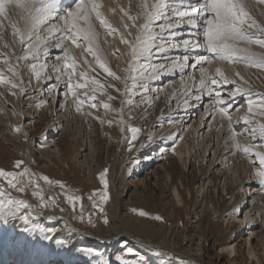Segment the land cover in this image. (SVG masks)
I'll use <instances>...</instances> for the list:
<instances>
[{"label": "rangeland", "instance_id": "rangeland-1", "mask_svg": "<svg viewBox=\"0 0 264 264\" xmlns=\"http://www.w3.org/2000/svg\"><path fill=\"white\" fill-rule=\"evenodd\" d=\"M260 1L256 0V4L264 7V2ZM113 3L115 6L109 12H105L102 6L100 11L114 31L110 33L99 20L93 18L92 23L98 33L95 43L108 66L118 76L125 78L130 74L125 70L130 68L132 57L121 34L124 40L134 43L135 37L140 34L138 26L144 20L142 12L132 0L127 2L128 10L120 7L118 0ZM15 16L12 7H9L0 20V72L6 80L11 79L20 85L12 88L11 84H0V168L21 172L27 167L35 176L33 184H28L25 177L22 192L0 178V190L5 194L0 198H11L17 204L24 201L31 206L21 210V215L28 213L27 220L22 217H0V264H119L117 256L129 260L130 264H138L142 258H147L149 264H201L199 260L190 261L175 255V252L182 254V244L187 243L189 237L193 238V251L198 250L197 247L205 248L206 240L213 239L217 244L216 252L227 261L233 257L221 251V247L227 243H238L243 247V255L237 257L236 264H264V182L255 176L261 167L258 157L235 151L232 146L231 151H234L229 153L233 156L231 160H217L214 137H211L214 140L211 145L208 140L202 146L199 139L193 143L195 149L190 152L189 146L181 142L183 133L180 130L170 132L166 122H158L159 107L155 103L148 106L142 101V96L136 92L138 86L135 92H125L124 84L103 73L96 58L87 51L88 45L84 41H80L79 47L69 42L73 48L69 49V56L75 59V68H64L62 65L58 72L48 74L49 78L56 75L55 81L51 80L50 88L61 80L65 90H59L57 86L56 89L61 93L68 92L67 73H72L73 81L83 83L84 78L80 73L86 72L89 77L94 76L105 85L107 94L95 93L97 107L93 109L84 96L86 91L88 96L93 95L91 87L78 89L76 97L68 92L63 111L58 112L62 98L57 96L54 103L50 96L54 93L47 90L49 95L41 98V107L44 108L36 113L32 109V95L28 93L34 88L35 80L38 84L43 83L42 80L47 77L46 67L37 80L31 70L30 59H18L24 54L25 47L19 42V35L14 40L12 27ZM131 16L137 19L133 21L129 18ZM250 30L261 35L256 28ZM251 49L257 53L264 52L256 45H252ZM214 59L218 60H211ZM219 61L227 64L225 66L237 67L234 74L228 75L222 67L217 66L209 75L212 79L221 80L219 70L224 77L235 81L234 84L221 82L211 85L217 88L219 99L220 96L222 99L227 96L232 99L227 105L221 104V107L230 113L233 111L228 108L230 104L239 107L247 102L236 128L231 125V129L234 134L245 136L246 142L237 140L241 146L255 145L254 151L264 152V138L258 133L253 134V129L264 124V116L259 114L264 109L258 107L262 102L261 97H264V69L250 67L244 62ZM144 65V62L138 64ZM9 66L15 68L19 75L10 72ZM57 75L60 76L59 80ZM127 83L131 85V81ZM237 88L240 89L238 93ZM108 95L114 99L108 100ZM77 97L85 99L80 111L75 107ZM249 101L252 102L251 112ZM103 103H109L111 108L105 110ZM120 109L122 115L117 111ZM63 112L70 118L71 124L67 127L58 115ZM27 114L30 118H25ZM39 114L40 118H35ZM245 118L250 122L246 124ZM121 119L125 123H120ZM109 120L113 123L109 124ZM130 127L141 130L135 141L130 140ZM17 128L20 130L16 131ZM142 144H147V147H142ZM207 144L211 148L205 154ZM176 148L182 149V154L177 153ZM55 152L59 153L60 158L55 157ZM44 155L48 158L45 159ZM212 160L216 164L209 170ZM17 161H24L20 169L15 168ZM105 169L108 170L110 199L100 205L103 208L101 212L97 206L98 195L93 194L103 191L99 174ZM217 169L226 173L216 174ZM43 176L62 181L66 188L55 183L49 185L42 179ZM69 195L81 198L75 208L67 199ZM133 209L143 210L149 215L142 217ZM240 214L241 222L232 220L234 215ZM157 215L163 219L155 220L153 217ZM94 229H100L101 233H94ZM81 230L100 239L91 241L80 233ZM249 232L257 237L255 242L249 237ZM123 236L151 241L157 248L137 244ZM199 237L202 240H197ZM252 244L258 251L253 257L249 255ZM126 248H132L134 254H128ZM90 249L98 250L100 255H92L88 251Z\"/></svg>", "mask_w": 264, "mask_h": 264}, {"label": "snow or ice", "instance_id": "snow-or-ice-1", "mask_svg": "<svg viewBox=\"0 0 264 264\" xmlns=\"http://www.w3.org/2000/svg\"><path fill=\"white\" fill-rule=\"evenodd\" d=\"M261 2H264V0H261ZM53 3H55V0H0V16H2L9 7L19 10V16L24 21V28L21 30V28L13 24V36L15 40V37L19 35V42L24 45L25 52L18 59L28 60L29 58H32L33 62L30 67L35 73L37 80L41 78L44 65L41 64L38 68L36 60L41 49L43 48L46 50L48 43V41L41 35V30L47 26V32L49 34H52L54 31V26L49 24L51 20L56 19V17L50 12ZM100 8L101 5L97 3L96 0H79L74 10L70 11L63 18L65 24L67 25L70 23L71 27L64 28L56 47L64 50V57L66 60L64 68H72L74 70L76 61L69 56V50L65 47V41L70 40L78 47L80 41H85L88 45L87 51L96 58V63L99 68L102 69L103 73H106L108 77L124 84L125 92H135L137 84L140 80H143L144 83L140 84V87L145 93H147V81L154 79L159 75L160 70L180 69L182 71L189 67L188 54L183 55L182 62L180 59L174 60L170 69H164L163 64L147 63V61H150L153 58H159L161 55L166 54L173 49H181L183 52L189 54L193 50L204 51L207 53L206 55L195 57L194 63L191 66L195 67V65H201L200 86L201 89H208L207 94L209 96H212L213 91H215L211 85H217L221 82L223 84L235 83V81L224 77L223 72H220L219 70L218 72L221 80L212 79L207 75V69L203 67V64L209 62L212 58H218L228 62H244L250 67L264 69V52H254L250 47L256 45L260 49H264V27L258 25L250 15L247 10L248 4L246 3V0H143L141 9L144 23L138 26L140 34L135 37V42L133 43L124 40L123 34H121V39L129 46V54L132 57L130 68L125 70L130 74L125 78L118 76L112 68L108 66L107 60L99 54L98 46H96L95 42L98 39V33L95 31V27L92 23L93 18L99 20L100 24L110 33L114 31L108 26L107 21L103 18ZM129 18L133 21L137 19L136 16H131ZM185 27L189 30L190 35L201 33L203 41L201 42L197 36L195 39H183L182 45L175 42L176 38L182 35L180 29ZM253 27H255L257 32L261 33V35L258 36L255 32L250 31ZM157 28H159V31H156ZM241 43H243L245 47H241ZM141 60L146 62L144 66H138ZM89 67L92 66L89 65ZM149 69L150 72L145 76V72ZM8 70L17 76L19 75L16 69L12 66H9ZM57 71H59V69H57ZM93 71H95L94 68ZM80 76L84 78L83 83L73 81L72 73H67L66 87L68 92H70L73 97H76L78 89H87L91 87L93 95L88 96L86 91L84 96L90 103L91 108L95 109L97 107V104L95 103V93L99 92L101 94H107L105 92V85L96 77H89L86 72H81ZM59 79L60 76H57V80ZM241 79H243V77H241ZM127 81H131V85H129ZM3 83L11 84L12 88L20 87V85L13 80H6L4 74L0 72V84ZM109 86L115 87V85ZM50 91H56L55 84L51 86ZM117 91L120 90L117 89ZM236 91L239 92L240 89L237 88ZM68 92L64 93L65 97H67ZM112 99H114V97L108 95V100ZM196 99L199 100L200 97L197 96ZM261 101L262 102L258 107L264 109V97H261ZM127 102L131 103V100H128ZM216 103L218 105L223 103L219 99L218 92L216 94ZM251 103L252 102L249 101L250 112L252 111ZM84 104L85 99L77 97L75 102L76 110L80 111L81 106ZM103 108L109 110L111 105L109 103H103ZM117 111H120L122 115V109ZM219 111L222 116L228 115L225 107H220ZM259 114L264 116V111H261ZM97 119H99V117H97ZM100 122L104 123L103 120ZM244 122L247 124L250 121L245 118ZM108 123L112 124L113 121L109 120ZM120 123H125V121L121 119ZM19 130V128L16 129V131ZM129 131L131 132L130 140L135 141L141 130L137 127H130ZM255 133H258L264 138V124H260L258 129H253V134ZM231 139L234 142V147L237 151H242L246 155L258 157V164L261 167L256 171L255 176L259 181L264 182V152L254 151L255 145L241 146L236 140L235 134L231 136ZM141 146L147 147V144H142ZM145 159H150V157H145ZM22 165H24V161H17L15 163V168L20 169ZM107 172L108 170L105 169L99 174V180L102 183L103 191L93 194L98 195L99 202L97 206L101 212H103V208L100 207V205L106 203L110 199ZM34 176L35 174L31 173L27 167H24L21 172L6 171L0 168V178H3L8 185L21 192L24 191L25 177L28 178V184H33ZM42 179L49 185L55 183L61 188H66V185L62 181H53L48 176H43ZM37 187H39L38 184ZM3 195L5 194L0 190V197ZM91 198L92 197H89V199ZM41 199H43V197H41ZM67 199L75 208L77 201L81 198L69 195ZM30 207L31 206L24 201H20L19 204H17L11 198L8 200L0 198V217H22L27 220L29 219L28 213L25 212L21 215V210ZM133 211H138V214L142 217L149 215V213L143 210L133 209ZM48 218L55 219V217ZM80 218L83 219V216L81 215ZM153 218L158 221L163 219L159 215ZM104 222L107 223V219H105ZM89 223H91V220H89ZM88 251L92 255H100L99 251L96 249H90ZM126 251L128 254H134L132 248H126ZM116 260L119 264H130L129 260L121 256H117ZM132 264H136V262H132ZM138 264H149V261L147 258H142L139 260Z\"/></svg>", "mask_w": 264, "mask_h": 264}, {"label": "bare ground", "instance_id": "bare-ground-1", "mask_svg": "<svg viewBox=\"0 0 264 264\" xmlns=\"http://www.w3.org/2000/svg\"><path fill=\"white\" fill-rule=\"evenodd\" d=\"M128 1L129 0H118V5H120V7L124 8V9L126 8L128 10V8H127L129 6V5H127ZM132 1L134 4H136L135 5V6H137L136 8L140 9V11L142 12L141 4H142L143 0H132ZM78 2H79V0H55V3H53L51 8H50V12L54 17H56V19H53L49 22L50 25L54 26V31L52 34H49L47 32V26H45V28L41 30V35L48 41V43H47L46 50L43 48L41 49V51L38 55V58L36 60V63H37L38 68L40 67L41 64H43L44 67H46L47 73L45 71L44 72L46 73L47 77L44 79V81L42 80L43 83H41V84H38L37 81L35 80V83L33 86L34 88L32 89L31 92L28 93V94L32 95L30 97V99H32V101L27 100L28 102H30V101L33 102V103H31V104H33L32 109H34L36 113H39L43 110L44 107H41V106H43V105H41L42 104L41 98L43 99V97L49 95V94H47V90H50L49 88H50V83L52 82L51 80H54V77L56 76V75L53 77L51 76L52 78L51 77L49 78L48 74H51L53 71L58 72L57 69L60 70L61 66L66 63V60L64 57V50L61 48H57L56 44H57L58 40L60 39L61 33L63 32L64 28L65 27H69V28L71 27L70 23L67 25L65 24V21L63 18L70 11L74 10V8ZM96 2L99 3L104 8L105 12H109L108 10L111 7L115 6V4L113 3L114 0H96ZM246 3L248 4V10L250 11V14L253 16V18L256 19L257 24L259 22V24L262 27H264V7L260 6L261 4L260 5L256 4V0H246ZM12 9L14 11V14H16V16L13 17V19L15 20L14 24H16L17 27H19V28H21V30H23L24 21L19 16V10L14 9V8H12ZM138 9H136V10H138ZM118 11H119V9H118ZM1 18H3V17L0 16V20H1ZM126 19H127V16H126ZM112 20H114V19H112ZM253 28H255V27H253ZM96 30L97 29L95 28V31ZM156 31H159V28H157ZM180 31L182 32V35L177 37L175 42L180 43L181 45H182V40L185 38L195 39L198 36L199 39L201 40V42L203 41V37H202L201 33H194V34L190 35L189 30L186 27L180 29ZM250 31H253V30H250ZM258 36H259V34H258ZM69 42H70V40L65 41V47L68 48V50L70 48H71V50H73V48H72V46H70ZM84 43H86V42L84 41ZM103 46H106L105 43H103ZM240 46L245 47V45L243 43H241ZM69 52H70V50H69ZM186 54L189 55V61H188L189 65H190L189 67L183 69L182 71L180 69L160 70L159 75H157L154 79H150L147 81V86L148 87L151 86V88H148L147 93H145L143 91V89L140 87V84L144 83L143 80H140V82L138 83L137 86L140 90L138 89V91H136V92L140 96H142V98H143L142 101L148 103V106L149 105L151 106L155 103L156 107H159L158 122H160V123L166 122V125H168L169 128L167 126L166 127L169 130H171L170 132H173V131L177 132L180 130L183 133L182 134L183 138H182L181 142L182 143L184 142L187 146H189L190 152L191 151L193 152V150L195 149V145H193V143H195L199 139L201 141V143L200 142L199 143L202 144V146L205 144V141H208V140L210 141V145H211L214 142V140H212L211 137H214L216 139L215 140L216 146L214 149V153H215V156L217 157V160H219L221 158H226L225 160H227V158H229L231 160L233 158V156L232 155L230 156L229 153L230 152L233 153V151H234V150L231 151L232 146L234 147V142L232 141L231 136L235 133V132H233V130L231 128L233 126L234 127L237 126L236 122H238L237 120H238L239 116L242 115V114L240 115V113L244 109V106H246L245 103H247V102L243 103L242 106H239V107H236V106H238L237 104L234 105V103H232L228 106V108L231 111L232 110L233 111L228 113L227 116L221 115V113L219 111L221 104L218 105L216 103L217 88L212 87L213 86L212 85L211 87L213 89H215V91H213L212 96H209L207 94L208 89L207 88L201 89V86H200V79H201L200 68H201V65H195V67L191 66L194 63L195 57L201 56V55H206L207 53H205L204 51L193 50L189 54V53L183 52L181 49H173V50H170L169 52H167L166 54L161 55L159 58H153L152 60L147 61V63L163 64L164 69H170L171 64L174 60L180 59V61L182 62V57H183V55H186ZM29 59H30L29 62L32 63L33 62L32 58H29ZM140 62L146 63L144 60H141ZM47 64H49V65L47 66ZM225 65H227V64H225ZM225 65L223 64V62L221 63V61H219V59L218 60L214 59V60H210L209 62H205L203 64V67L207 69V75L208 76L210 75L212 69L217 67V66L222 67L224 69L225 73H227L228 75L234 74L235 69L237 67L236 66L231 67V66H225ZM147 75L148 74H145V76H147ZM62 85L63 84L60 80L56 86H57V88H59V90H65V87L63 88ZM232 87H233V85H232ZM219 88H220V85H219ZM59 90L56 89V92H53L54 93L53 95H51L52 94L51 93L50 96H52L54 103L57 100V96L58 97L60 96L62 98V101L58 98L61 101L60 102L61 103L60 109L58 110V112H61V111H63L66 97L64 96V92L61 93V92H59ZM223 94L229 95L230 93L224 92ZM197 96L200 97L199 100L196 99ZM221 97L222 96H220V100L223 102L222 105H227L232 100V99H228V96L226 98H223V99ZM242 97H243V95H242ZM47 98L49 99V97H47ZM23 104L26 105L27 103L23 102ZM52 112H53V110H52ZM55 112H57V109ZM58 115L63 120V122H65L64 125L66 127L69 126V124H71L70 118L66 115L65 112L60 113ZM25 118H30V115H28V114L25 115ZM35 118H40V114L36 115ZM231 125H232V127H231ZM193 131H195V132H193ZM242 135H243V133H242ZM189 136H191V137H189ZM235 136H236V140L246 142V140L244 139L245 136L242 137L241 135H238V134H235ZM247 141H248V139H247ZM188 142H189V145L187 144ZM210 148L211 147H209V145L207 144L206 148L204 149V153L206 154L207 152H209ZM234 149H235V147H234ZM175 151H177V153L179 152V154H182L183 150L180 148H176ZM235 151H236V149H235ZM183 154H184V152H183ZM55 155H56L55 157L60 158V155L58 152H55ZM216 157H215V159H216ZM44 158L47 159L48 156L44 155ZM215 164H216V161L212 160L210 163V169L209 170H211L213 168L212 166H214ZM214 172H215V170H214ZM223 173H226V172H222L220 169L216 170V174L221 175ZM179 198H181V197H179ZM240 219H241V214L240 215H234L232 220H234L236 222L237 221L241 222ZM242 222H244L243 219H242ZM81 229H83V228L81 227ZM83 231L81 230L80 233L84 236H87L91 241H97L100 239V238H97V237H94L91 235H87L84 233L85 231L84 232ZM93 231H94V233H98V234L101 233L100 229H94ZM90 234H91V232H90ZM248 235L252 239L253 242H255V240H257V237L255 235H253L251 232H249ZM121 237L122 236H120V238ZM123 238H125L126 240H129V241H132V242H136L137 244H143V246H150V247L152 246V247L157 248V245H155L151 241H138V240H135L131 236H123ZM197 240H202V238L199 237V238H197ZM205 243H206L205 248L202 249L201 247H197L198 250L193 251V246H192L193 245V238L189 237L187 239V243L182 244L183 247L180 249V250H182L181 251L182 254L175 252V255L186 258L187 260H190V261L199 260V262L201 264H236L237 260L243 255V247H241L238 243L235 245L232 243H227L226 245L221 247V251L227 252L229 254L230 258L231 257H233V258H232V260L228 259L227 261H225L224 258L219 253L216 252L217 244L215 241H213V239H208V240H206ZM253 246L254 245L252 244V250L250 249V251H249V255L251 257H253L254 254H256V252H258V251H256V247H253ZM158 247H159V245H158ZM180 250H177V251H180ZM257 256H258V260H260L259 255H257ZM237 257H239V258H237Z\"/></svg>", "mask_w": 264, "mask_h": 264}]
</instances>
